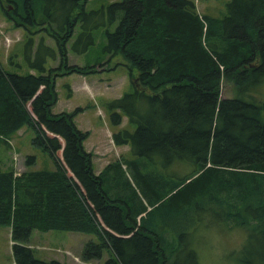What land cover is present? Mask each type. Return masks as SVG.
Masks as SVG:
<instances>
[{
	"label": "trees",
	"instance_id": "trees-1",
	"mask_svg": "<svg viewBox=\"0 0 264 264\" xmlns=\"http://www.w3.org/2000/svg\"><path fill=\"white\" fill-rule=\"evenodd\" d=\"M8 1L13 25L44 30L55 44L28 38L24 55L37 74L0 66V146L31 126L32 144L55 165L16 174L0 160V225L11 226L15 264H66L34 256L33 229L94 235L84 261L107 252L103 264H200L195 244L212 227L246 231L237 264H264V0H229L220 17L201 15L193 0H118L90 11L86 0ZM69 51L92 53V62L70 65ZM117 55L132 79L137 72L133 90L108 103L113 124L125 116L133 126L112 135L131 157L96 173L88 133L73 121L80 108L51 112L55 77L94 73ZM222 80L233 83L232 97L221 98Z\"/></svg>",
	"mask_w": 264,
	"mask_h": 264
},
{
	"label": "rangeland",
	"instance_id": "rangeland-1",
	"mask_svg": "<svg viewBox=\"0 0 264 264\" xmlns=\"http://www.w3.org/2000/svg\"><path fill=\"white\" fill-rule=\"evenodd\" d=\"M118 0H86L84 7L87 11L106 6L108 3ZM229 0H193L198 13L220 17L226 11V3ZM20 2V0H19ZM8 7V8H7ZM17 7L8 0H0V66L8 71L26 74L28 72L37 74L30 69L24 52L27 50V40L34 38L37 42L45 37V43L54 47V41L46 36L44 30L37 31L36 28L16 27L14 21L8 18L13 15ZM15 11V10H14ZM30 30V31H28ZM37 31L36 33H33ZM97 37V40H102ZM104 39V37H103ZM92 53H88L87 60L92 62ZM68 64L88 65L83 54L75 55L68 52ZM59 58L48 61L46 67H58ZM87 63V64H86ZM121 63L123 65H118ZM117 64V65H116ZM130 64L121 56L117 55L106 66L96 67L94 73L80 74L76 72L64 73L55 77V92L57 100L51 107L52 113H73L76 127L87 132L88 136L83 141V147L92 154V167L98 173L108 163L125 161L131 157L128 145L114 144L112 135L122 128L132 131L133 126L127 123L126 117L122 116L119 125L111 121V112L108 103L119 98L124 93L133 90L137 72H133V78L129 76ZM221 98L232 97L234 86L232 82L221 81ZM258 90L262 92L260 98L264 100V83ZM35 132L31 126H23L18 132L13 133L8 140L9 146H0L1 166L4 170L12 167L16 173L28 170H54L55 165L50 155L42 148L32 144ZM28 156L34 157L31 165H26ZM180 175L187 171L186 167L177 165L174 167ZM195 234L186 235L184 240L191 241ZM246 238V231L242 229L222 230L212 227L201 232L199 243L195 244L200 264H237L240 246ZM88 241H96L92 234L49 230L40 231L33 229L26 245L29 246L34 256L41 260L58 259L66 264H103L107 260L108 253L105 252L100 260L84 261L81 258L84 245ZM0 264H15L12 253L11 226L0 225Z\"/></svg>",
	"mask_w": 264,
	"mask_h": 264
},
{
	"label": "crops",
	"instance_id": "crops-1",
	"mask_svg": "<svg viewBox=\"0 0 264 264\" xmlns=\"http://www.w3.org/2000/svg\"><path fill=\"white\" fill-rule=\"evenodd\" d=\"M21 129H22V128H21ZM19 130H20V129H19ZM19 130H18V131H19ZM18 131H17V132H18Z\"/></svg>",
	"mask_w": 264,
	"mask_h": 264
},
{
	"label": "flooded vegetation",
	"instance_id": "flooded-vegetation-1",
	"mask_svg": "<svg viewBox=\"0 0 264 264\" xmlns=\"http://www.w3.org/2000/svg\"><path fill=\"white\" fill-rule=\"evenodd\" d=\"M8 8V7H7Z\"/></svg>",
	"mask_w": 264,
	"mask_h": 264
}]
</instances>
